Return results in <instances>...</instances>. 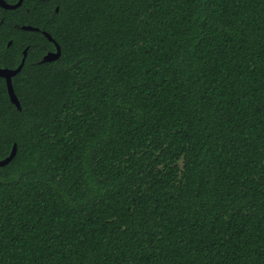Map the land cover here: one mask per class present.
<instances>
[{
  "label": "trees",
  "instance_id": "16d2710c",
  "mask_svg": "<svg viewBox=\"0 0 264 264\" xmlns=\"http://www.w3.org/2000/svg\"><path fill=\"white\" fill-rule=\"evenodd\" d=\"M26 49L0 264H264V0L0 6V68Z\"/></svg>",
  "mask_w": 264,
  "mask_h": 264
},
{
  "label": "water",
  "instance_id": "95a60500",
  "mask_svg": "<svg viewBox=\"0 0 264 264\" xmlns=\"http://www.w3.org/2000/svg\"><path fill=\"white\" fill-rule=\"evenodd\" d=\"M23 3V0H19L16 4L14 5H10L7 4L4 0H0V6H2L5 9H15L19 6H21ZM23 30H27V31H40L38 28L35 27H31V26H22L21 27ZM43 34L48 38L49 41L53 42L56 46V51L55 52H48L42 62H51V61H55L57 60L60 55H61V49L60 46L54 41V39L50 36V34H48L47 32H43ZM11 43V42H10ZM24 57L22 59L21 64L18 66V68L11 70V69H7V68H0V77L4 78L6 80V84H7V89H8V93L10 96V100L11 102L20 110V102L14 92V88L12 85V78L13 76H15L18 72H20V70L22 69L26 56H27V49L24 50L23 52ZM16 154V145L14 146L11 154L9 157L0 160V167L7 165L8 163L11 162V160L14 158Z\"/></svg>",
  "mask_w": 264,
  "mask_h": 264
},
{
  "label": "snow or ice",
  "instance_id": "6c2138e0",
  "mask_svg": "<svg viewBox=\"0 0 264 264\" xmlns=\"http://www.w3.org/2000/svg\"><path fill=\"white\" fill-rule=\"evenodd\" d=\"M50 2L52 3L55 11L57 13H60L61 12V9H62V6L66 2V0H50Z\"/></svg>",
  "mask_w": 264,
  "mask_h": 264
}]
</instances>
